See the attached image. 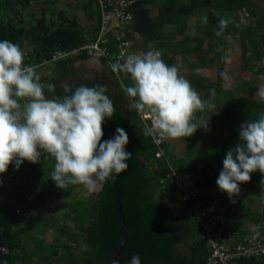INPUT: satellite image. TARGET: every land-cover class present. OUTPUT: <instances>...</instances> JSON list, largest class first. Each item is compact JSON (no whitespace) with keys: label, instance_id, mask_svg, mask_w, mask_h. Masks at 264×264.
Segmentation results:
<instances>
[{"label":"trees","instance_id":"1","mask_svg":"<svg viewBox=\"0 0 264 264\" xmlns=\"http://www.w3.org/2000/svg\"><path fill=\"white\" fill-rule=\"evenodd\" d=\"M69 1L0 0V40L19 44L24 65L36 66L41 82L55 85L54 92L45 89L48 98L70 95L65 86L73 91L81 85L105 86L114 113L105 117L101 142L123 128L129 138L125 149L132 155L126 171L97 182L94 191L79 184L58 188L50 178L55 160L47 154L37 163L25 160L19 169L10 164L0 173V203L2 193L10 195L9 203L0 204V244L16 251L5 254L0 250V264H113L115 260L129 264L136 254L141 264H209L211 250L198 223L197 199L204 210L217 199L225 210V230L238 231L236 243L251 233L250 228H243L240 211L262 222L264 231V208L255 206L253 211L250 206L264 203L260 183L264 177L258 170L231 199L216 184L227 151L239 143L240 126L264 114V95L258 94L259 79L264 76V0H136L127 28L132 49L142 46L145 53L160 51L164 62L176 66L202 100L211 99L215 105L212 113H194L193 122L201 126L208 117L207 128H198L190 137L164 139L161 144L145 135L148 126L134 98L124 91L133 84L130 74H124L122 83L98 73L86 78L77 65L79 59L91 64L83 50L78 54L73 50L96 39L102 12L99 0H71L73 5ZM79 3L89 24L74 9ZM221 17L233 23L217 37ZM110 38L114 49L118 39L113 34ZM221 45L223 51H218ZM57 50L69 55L51 61ZM225 53L230 59L239 56L244 73H251L248 78L242 75L234 89L224 87L221 73L228 63L221 56ZM213 69L219 71L216 79L206 73ZM210 89L215 90L214 97ZM160 149L162 156L157 155ZM173 169L191 174L202 194L184 199L183 190L169 176ZM59 202L64 203L57 209ZM43 208L50 213H43ZM233 262L264 264V256Z\"/></svg>","mask_w":264,"mask_h":264},{"label":"clouds","instance_id":"2","mask_svg":"<svg viewBox=\"0 0 264 264\" xmlns=\"http://www.w3.org/2000/svg\"><path fill=\"white\" fill-rule=\"evenodd\" d=\"M203 22L207 23L206 16ZM231 23L230 18L221 17L215 35L223 36ZM136 51L144 54H129L123 63L110 67L113 73L130 74L133 84L124 91L134 98V106L148 126L145 135L161 144L164 139L190 137L198 128H207L208 117L203 126L193 120L196 112H214L211 99L202 100L191 83L178 74L177 67L164 62L160 51ZM218 51H223L222 45ZM221 61L230 62L227 53ZM45 89L54 92L55 85L42 83L36 66L24 65L19 44L0 40V173L10 164L19 169L25 160L37 163L47 154L55 160L50 178L58 188L79 184L94 191L97 182L115 179L128 169L126 161L132 154L125 149L129 142L125 130L118 127L112 139L101 142L105 117L111 118L114 113L105 86L81 85L74 91L65 86L64 91L70 95L52 98L46 97ZM209 91L214 97L215 90ZM163 154L162 149L157 153ZM167 160L171 165V159ZM257 170L264 177V114L240 126L239 143L227 151L216 184L231 199L240 193V184L249 182L250 174ZM260 183L264 189V178ZM220 207L225 216L224 207ZM260 207L264 208V203ZM255 228L264 239L260 223L251 227V232ZM113 264L120 262L115 260ZM129 264H141L139 254L133 255Z\"/></svg>","mask_w":264,"mask_h":264},{"label":"built area","instance_id":"3","mask_svg":"<svg viewBox=\"0 0 264 264\" xmlns=\"http://www.w3.org/2000/svg\"><path fill=\"white\" fill-rule=\"evenodd\" d=\"M135 2L136 0H99L102 20L96 39L73 50L75 54L83 50L97 66L102 65L105 68L107 76L121 83L124 74L127 73H113L110 65L116 62L123 63L124 58L129 54H144L141 51L133 50L131 42L127 38V28L133 19L132 6ZM112 34L118 39L114 49L110 47V35ZM67 55L69 52L57 50L50 60H60ZM148 116L150 117V114H144V117ZM157 142H161L158 137ZM170 176L183 190L184 199H193L192 197L202 194L191 174L173 169ZM194 203L197 205L195 210L198 213V222L203 226L210 245L209 264H233L236 259L264 256V239L257 228L236 243V238L239 236L238 231L235 228L230 232L225 230L223 226L224 211L218 205L217 199L211 200L206 210L200 207L198 199ZM0 250L5 254L16 251L4 244H0Z\"/></svg>","mask_w":264,"mask_h":264},{"label":"rangeland","instance_id":"4","mask_svg":"<svg viewBox=\"0 0 264 264\" xmlns=\"http://www.w3.org/2000/svg\"><path fill=\"white\" fill-rule=\"evenodd\" d=\"M71 2V3H70ZM69 3L71 5L74 4L73 1H70ZM264 4V3H263ZM78 8H74L75 10L77 9V12L79 14H81V16H83V20L86 24H89L90 21L88 19L85 18V14L82 10L81 3L78 4ZM194 20L196 19V17L193 18ZM193 23V22H192ZM78 66H81L84 69V73H85V77L86 78H93L94 76H96V74H105L107 76V73L105 71V68L100 65L97 66L95 63L91 62V64L86 63L85 61H80L77 62ZM206 73L208 75H210L213 79H216L219 77V71L217 69H213V70H206ZM223 73H225L226 75H223V83H224V87L225 88H229V89H234L236 87V83H238V81L240 80L241 76L244 75L246 76V78H248V76H251L250 72H247L246 74L244 73V71L241 68V63H240V57L239 56H235L234 58L230 59V62H228V65L225 67V70L223 71ZM249 76V77H250ZM111 80V79H110ZM259 80H261V85L260 88H258V94H262L264 95V76H262V78H260ZM64 202H59L57 203L55 206L57 209H59L60 206L63 205ZM56 209V210H57ZM43 213H50V209H42ZM52 212V211H51Z\"/></svg>","mask_w":264,"mask_h":264},{"label":"crops","instance_id":"5","mask_svg":"<svg viewBox=\"0 0 264 264\" xmlns=\"http://www.w3.org/2000/svg\"><path fill=\"white\" fill-rule=\"evenodd\" d=\"M140 48H143L142 46H140ZM138 49V50H142V49ZM142 51H144V50H142ZM9 194L7 193V192H5L4 194L2 193V202L0 203V204H2V205H5V204H7V203H9ZM262 200H264V198L262 197ZM251 207H252V210L253 211H256V208H257V210H258V207H260L261 206V204L260 203H258L257 202V204L255 205L254 204V206L251 204L250 205ZM255 206H256V208H255ZM17 208H18V206H15L14 207V209H15V211L17 212ZM263 210V209H262ZM254 213V212H253ZM239 215V219L241 220V223H242V225H243V228L244 229H246L247 227L248 228H251V227H253V226H255L256 224H257V222H255V220H252L251 219V217H249L250 216V214L247 212V211H240V214H238ZM249 218V221H245V220H247ZM263 221V220H262ZM262 223V222H261ZM260 223V224H261ZM263 225V224H262ZM264 227V226H263ZM247 228V229H248Z\"/></svg>","mask_w":264,"mask_h":264},{"label":"water","instance_id":"6","mask_svg":"<svg viewBox=\"0 0 264 264\" xmlns=\"http://www.w3.org/2000/svg\"><path fill=\"white\" fill-rule=\"evenodd\" d=\"M122 215H123V212L121 211ZM124 218H122L121 220V224H120V232H121V241L124 243L125 241V237H124Z\"/></svg>","mask_w":264,"mask_h":264}]
</instances>
